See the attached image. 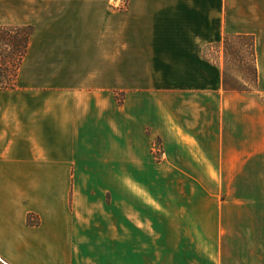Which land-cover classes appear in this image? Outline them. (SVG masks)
I'll use <instances>...</instances> for the list:
<instances>
[{"label": "crops", "instance_id": "1", "mask_svg": "<svg viewBox=\"0 0 264 264\" xmlns=\"http://www.w3.org/2000/svg\"><path fill=\"white\" fill-rule=\"evenodd\" d=\"M23 25L0 264H264V0H0ZM225 35L254 36L256 91L206 58Z\"/></svg>", "mask_w": 264, "mask_h": 264}, {"label": "trees", "instance_id": "2", "mask_svg": "<svg viewBox=\"0 0 264 264\" xmlns=\"http://www.w3.org/2000/svg\"><path fill=\"white\" fill-rule=\"evenodd\" d=\"M34 31L32 25L0 26V90L17 86L20 68L28 54ZM219 48L223 49V63ZM205 56L217 64H223L226 90L252 93L258 89L254 36L225 35L221 43L208 47Z\"/></svg>", "mask_w": 264, "mask_h": 264}, {"label": "rangeland", "instance_id": "3", "mask_svg": "<svg viewBox=\"0 0 264 264\" xmlns=\"http://www.w3.org/2000/svg\"><path fill=\"white\" fill-rule=\"evenodd\" d=\"M120 8H121V7H120ZM122 8H123V7H122ZM219 49H220V51H221V53H220V54H221V60H220V61L223 63V58H224V55H223V49H222V48H219ZM239 81L242 82L243 79H239Z\"/></svg>", "mask_w": 264, "mask_h": 264}]
</instances>
